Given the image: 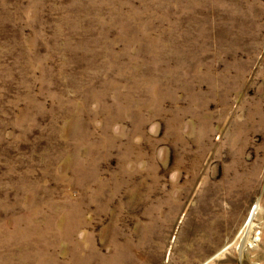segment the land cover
Segmentation results:
<instances>
[{
    "label": "rangeland",
    "instance_id": "obj_1",
    "mask_svg": "<svg viewBox=\"0 0 264 264\" xmlns=\"http://www.w3.org/2000/svg\"><path fill=\"white\" fill-rule=\"evenodd\" d=\"M0 264H264V0H0Z\"/></svg>",
    "mask_w": 264,
    "mask_h": 264
},
{
    "label": "bare ground",
    "instance_id": "obj_2",
    "mask_svg": "<svg viewBox=\"0 0 264 264\" xmlns=\"http://www.w3.org/2000/svg\"><path fill=\"white\" fill-rule=\"evenodd\" d=\"M257 209V208H256ZM256 209H255V211H256Z\"/></svg>",
    "mask_w": 264,
    "mask_h": 264
}]
</instances>
